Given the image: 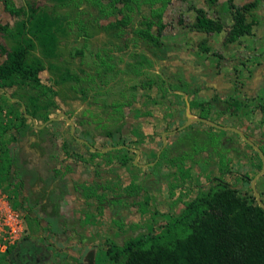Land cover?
<instances>
[{"label": "rangeland", "instance_id": "rangeland-1", "mask_svg": "<svg viewBox=\"0 0 264 264\" xmlns=\"http://www.w3.org/2000/svg\"><path fill=\"white\" fill-rule=\"evenodd\" d=\"M36 1L49 11L68 16L72 22L67 36L60 41L53 64L80 77L79 85L71 84L63 89V100L56 99L58 113H62L60 122L57 125L46 124L57 140L51 151L53 165L57 166L65 159L61 145L64 140L71 142L69 132L78 137L75 127L71 133L70 123H74L79 113L86 112L82 122L88 128L87 123H92L90 128L95 133L91 141L93 147L102 150L124 145L139 151L138 156L128 154L126 167L119 166L116 161L108 165L105 160H96L92 164L96 165L98 178L102 181L119 177L125 186L130 187L132 180L138 179V183L143 185L139 202L144 208L129 200L123 203V212L114 213V208L108 204L103 206L102 212H97L95 203L86 201L75 189V186L95 179L90 165L83 164L75 172L60 176L54 183L65 184L66 194L55 185L43 194L44 203L54 204L57 209L49 216L60 215L52 226L41 209L42 205L31 207L39 188L30 186L27 179L23 180L22 187L18 183L9 185L0 175V264H5L9 257L6 259V249L23 238L48 248L52 254L49 264H84L90 253L93 254V264H123L122 261L114 263L111 259L116 247L130 237L146 236L150 227L154 232L158 231L164 216L178 210L169 199V178L162 180L160 189L146 184L154 183L162 173L167 175L164 164L159 168L153 167L163 149V142L164 147L168 144V131L185 124L187 113L191 119L205 115L214 118L217 123L249 136L254 145L264 144V1L245 14L244 34L235 42L227 43L228 32L235 24L228 0H218L213 7L204 0H172L164 14L166 27L161 37L163 49L170 53L164 61L153 62L152 68L140 67L136 62L139 44L134 40L124 48L121 41L112 40L105 34L103 27L107 21L94 23L89 28V35L85 36L78 24L73 23L88 19L82 13L89 12V9L82 4L79 8H56L47 0ZM253 1L233 0V4L242 7ZM2 2L0 0V25H13V18L4 11ZM198 9L209 18L219 20L224 30L215 34L194 30L192 20ZM3 44L4 39L0 36V45ZM105 54L113 57L116 69L103 74L97 55ZM44 74L46 78L50 76L49 71ZM158 75L170 89V94L164 96L161 92L163 83ZM149 80L153 81L151 90L145 86ZM79 87L86 90V101L79 100ZM175 92L182 97L172 95ZM147 94L149 98L144 96ZM212 98L237 105L223 111L212 102ZM184 101L189 103V111L184 108ZM191 101L201 103V106L196 105L191 110ZM113 103H130L132 111H126L122 133L107 138L105 132L113 130L121 117L107 108ZM167 103L171 105L173 115L179 113L178 120L173 118L171 124H167L171 121L170 112L164 108ZM9 105L6 103V107ZM134 109L144 111L146 115L135 116ZM195 127L207 128L200 124H195ZM227 138L231 140L233 154L230 172L223 180L239 194L255 199L251 181L262 169L257 152L232 132L227 133ZM9 147L14 151L18 146L9 144ZM263 175L255 180L258 193L264 191ZM47 209L51 210V207ZM8 211L18 217L14 227L8 226L12 225Z\"/></svg>", "mask_w": 264, "mask_h": 264}, {"label": "trees", "instance_id": "trees-1", "mask_svg": "<svg viewBox=\"0 0 264 264\" xmlns=\"http://www.w3.org/2000/svg\"><path fill=\"white\" fill-rule=\"evenodd\" d=\"M47 1L56 8H79L81 4L88 8L89 12L82 13L88 19L73 22L78 24L85 36L89 35V28L94 23L107 21L103 31L110 39L121 41L124 48H128L130 40H134L139 44L135 58L140 67L152 68L153 62L164 61L170 53L163 49L161 37L166 27L164 14L172 0ZM204 1L209 7L218 2ZM263 1L254 0L242 7H235L233 0L227 1L235 23L228 32L227 43L235 42L244 34L242 25L245 14ZM2 6L13 18V25H0V36L4 39V44L0 45V175L9 185L18 183L22 187L23 180L27 179L30 186L39 188L31 207L42 205L41 209L49 217L52 226L60 215L55 213L53 217L49 216L51 211L56 212L57 209L54 204L44 203L43 194L54 185L66 194L65 184L54 183L60 176L75 172L83 164L90 165L95 179L75 186V189L86 201L95 203L97 212H102L106 204L114 208V213L123 212V203L129 200L142 206L139 197L143 185L138 183V179L134 178L130 187H127L119 177L112 181L98 178L99 172L92 163L105 160L111 165L116 161L119 166L126 167L128 154L132 152L118 145L105 153L92 149L91 141L95 137L93 128H90L92 123H87L88 128L82 122L86 112L79 113L74 121L78 137L69 133L71 142H62L61 150L65 159L57 163L58 167L53 165L51 151L55 148L56 136L51 133L48 125L40 126L58 114L56 99L63 100V89L67 85L80 84L77 74L53 64L60 41L67 36L72 22L68 16L41 7L36 0H3ZM195 12L192 23L197 32L215 34L224 30L219 20L209 18L200 9ZM201 48L208 50L206 47ZM97 57L101 73L116 69L112 56L105 54ZM47 71L50 76L46 78L44 73ZM158 77L161 78V75ZM152 84L153 81L149 80L145 86L151 90ZM160 88L164 96L170 94V89L164 83ZM1 90L9 92L10 98ZM78 90L79 100L86 101V90L83 87ZM172 95L182 97L176 92ZM144 96L149 98V94ZM11 98H17L20 102H10ZM212 102L223 111L237 105L216 98H212ZM6 103L10 105L6 107ZM196 105L201 106V103L191 101L190 109ZM107 108L121 116L118 125L105 132V136L111 138L113 134L122 133L126 125V111L131 112L132 109L130 103H113ZM164 108L170 112L171 105L164 104ZM184 108H187L185 101ZM138 111L134 109L135 116L146 115L144 111ZM26 114L30 118H26ZM169 116L171 121L167 124H171L173 118L178 120L179 113L173 115L170 112ZM203 118L211 119L206 115ZM60 120L51 121L50 124L57 125ZM206 127L196 128L195 124L190 123L181 131L168 136V144L153 167L159 168L164 164L168 170L167 175H158L154 183L148 182L146 186L160 189L162 180L169 178V199L178 210L164 216L158 231L154 232L150 227L146 236L124 240L121 246L116 247L111 258L114 263L264 264V208L258 205L253 196L241 195L224 182L223 178L230 172L233 151L232 146H228L229 132L210 125ZM12 143L18 145L16 152L9 147ZM259 147L264 153V144ZM259 193L264 204V191ZM26 240L21 239L22 243ZM21 241L6 249V259L9 257L5 264L15 262L11 263L10 260L18 252L15 248L20 246ZM35 254L45 258H51L52 255L44 249L35 250L33 256Z\"/></svg>", "mask_w": 264, "mask_h": 264}, {"label": "flooded vegetation", "instance_id": "flooded-vegetation-1", "mask_svg": "<svg viewBox=\"0 0 264 264\" xmlns=\"http://www.w3.org/2000/svg\"><path fill=\"white\" fill-rule=\"evenodd\" d=\"M1 93H3V94H9L8 92H6L5 90H1ZM7 96V95H6ZM9 96H10V94H9ZM8 97V96H7ZM17 99V98H16ZM18 102H20V100L18 99ZM18 102H15V103H18ZM59 114V113H58ZM58 114H57V116H58ZM56 116V117H57ZM52 118H55V117H52ZM203 119H205V118H203ZM59 120V119H58ZM58 120H56V121H58ZM207 120H209V121H212V122H214V123H217L216 122V120H214V118L213 119H207ZM214 120V121H213ZM193 124H200V125H204V126H206V125H208V124H206V123H203V122H197V121H195V122H192ZM217 124H219V123H217ZM73 125H74V123H73ZM184 125V124H183ZM219 125H221V124H219ZM182 126V125H181ZM181 126H179V127H181ZM211 126V125H210ZM222 126H224V125H222ZM75 127V126H74ZM179 127H177V128H174V130H177ZM174 130H172V131H168V134H169V136H171L173 133H176V132H178V131H176V132H173ZM225 131H228V130H225ZM229 133H234V135H236V137L241 141V142H243V143H246L245 141H243V139L237 134V133H235V132H233V131H228ZM70 133V132H69ZM244 134V133H243ZM245 135V134H244ZM246 136V135H245ZM248 139H249V136H246ZM79 139V138H78ZM81 139V138H80ZM228 146H232L231 145V140L228 138ZM250 140V139H249ZM251 141V140H250ZM252 142V141H251ZM12 144H15V143H12ZM16 146H18L17 144H15ZM120 146V145H119ZM118 146V147H119ZM112 147H115V148H117V146L115 145V146H112ZM122 147L123 148H126V149H128L130 152H132V153H134L135 154V152L133 151V150H130V149H132V148H130V147H126V146H124V145H122ZM166 147V146H165ZM165 147H163V149L165 148ZM259 147V146H258ZM108 148V147H107ZM260 148V147H259ZM92 149H94V150H96V151H98L99 149H97V148H95V147H93L92 146ZM162 149V150H163ZM102 150H104V149H102ZM17 151V149H14V151L13 152H16ZM262 151V150H261ZM162 152V151H161ZM161 152H160V154H161ZM233 152V151H232ZM160 154H159V156H160ZM233 154V153H232ZM136 155V154H135ZM257 155H258V153H257ZM159 156H158V159H159ZM259 156V155H258ZM259 158H260V156H259ZM260 160H261V158H260ZM261 163H262V161H261ZM262 165V164H261ZM37 194V193H36ZM260 194V193H259ZM264 199V198H263ZM21 241V240H20ZM28 243L29 244H33L32 246H29L28 245ZM37 249H44V250H46L47 252H50L49 250H48V248H46V247H44V246H42L41 244H35V243H33V242H28V240H26L24 243H22V241H21V244H20V246H17L16 248H15V250L16 251H18V252H16V254L14 255V257L10 260L11 261V263H13L12 261H14L15 260V262L13 263V264H49V260H50V258H45L43 255H41V254H35L34 256H33V252L35 251V250H37Z\"/></svg>", "mask_w": 264, "mask_h": 264}, {"label": "water", "instance_id": "water-1", "mask_svg": "<svg viewBox=\"0 0 264 264\" xmlns=\"http://www.w3.org/2000/svg\"><path fill=\"white\" fill-rule=\"evenodd\" d=\"M6 95L10 98L9 94H6ZM11 100L13 102H18V99H16V98H11ZM186 107H187V110L189 111V103L188 102H186ZM24 109L25 108L23 106V110ZM61 115H62V113H59L57 117L49 119V121H47L43 125H41L40 128L44 127L48 122L58 120ZM186 116L188 118V121L184 125H182L181 127H179L177 130H174L173 132L181 131L182 129H184L186 126H188L192 122H195V121H197V122H203V123H206V124L211 125L213 127H217V128L223 129V130L233 131V132L237 133L243 139V141H245L247 144H249L250 146H252L255 149V151L258 153V155L261 158V161H262V169H261L260 173L251 181V189L253 191V194L255 196V199L257 200L258 205L260 207H263L264 208V204L260 200V194L256 191V187H255V180H256V178L259 177L260 175H262L264 173V153L261 151V149L258 146L254 145L238 129H235L233 127L222 126V125H219L217 123H214L212 121H209V120L203 119V118H193V119H191V115L189 113H187ZM25 117L26 118H30V116L27 115V114L25 115ZM32 121L35 122L34 120H32ZM70 127H71V133H72L73 132V129H74L73 123H70ZM164 145H165V141L163 142V147H164ZM119 147H122V146H119ZM114 148L115 147H108V148H105L104 150H98V152L105 153L106 151H109V150L114 149ZM130 150H133L135 152L136 156H138L139 151L137 149H130ZM158 156H159V153H158ZM84 264H93V254L92 253H90V254L87 255V263H84Z\"/></svg>", "mask_w": 264, "mask_h": 264}, {"label": "built area", "instance_id": "built-area-1", "mask_svg": "<svg viewBox=\"0 0 264 264\" xmlns=\"http://www.w3.org/2000/svg\"><path fill=\"white\" fill-rule=\"evenodd\" d=\"M18 217L16 216V215H14L12 212H10V211H8V220L10 221V222H12V225L11 224H8V226H10V227H14V226H16V223H17V219ZM14 222H13V221ZM13 232H15V229H13L12 230Z\"/></svg>", "mask_w": 264, "mask_h": 264}]
</instances>
